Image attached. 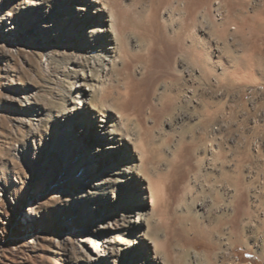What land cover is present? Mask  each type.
Returning a JSON list of instances; mask_svg holds the SVG:
<instances>
[{
	"label": "rangeland",
	"instance_id": "374dc122",
	"mask_svg": "<svg viewBox=\"0 0 264 264\" xmlns=\"http://www.w3.org/2000/svg\"><path fill=\"white\" fill-rule=\"evenodd\" d=\"M137 9L126 28L127 51L110 62L84 50L91 44L73 26L76 8L60 0H0V264L121 263L97 249L105 240L98 226L118 195L117 175L99 172L98 164L84 158L86 144L75 145L62 132L64 112L78 106L76 78L83 73L104 86L82 102L109 106L119 90L125 101L114 112L130 139L137 131L121 116L123 107L150 132L155 153L179 154L158 213L140 209L145 231L163 241L156 225L170 224L166 202L182 194L194 212L203 214L199 203L207 202L208 213L221 218L223 235L241 230L233 249L215 237L222 245L215 264H223L225 251L231 254L225 264H264V184L248 179L246 168L252 161L251 114L241 95H227L234 88L231 74L239 81L235 87L264 81V0H142ZM224 70L229 75L222 78ZM210 117L216 122L205 130ZM197 156L203 168H194ZM152 167H146L148 177L165 187ZM126 201L127 209L132 198ZM180 247L171 248L175 263L204 255L201 246L177 257Z\"/></svg>",
	"mask_w": 264,
	"mask_h": 264
},
{
	"label": "bare ground",
	"instance_id": "6f19581e",
	"mask_svg": "<svg viewBox=\"0 0 264 264\" xmlns=\"http://www.w3.org/2000/svg\"><path fill=\"white\" fill-rule=\"evenodd\" d=\"M141 1L132 0V3L128 4L123 0H60V5L76 8L73 26L83 34L81 35L84 43L91 44L89 47L84 46V50L90 52V54L98 51L99 55L96 58L100 57L101 60L107 58L108 61L112 62L117 54L121 56L127 51L126 28L132 20L131 17L138 13L137 7ZM122 19L125 25L120 23ZM108 24H111L110 27H107ZM148 52H150L149 49ZM82 71L85 72V68ZM44 73H46V70ZM76 79L79 103L76 108L64 112L65 124L62 126V132L63 134H70L75 139V142H73L75 145L86 144L87 149L84 158L92 160L96 165L98 164L99 172L104 175L110 173L117 175L113 181L116 185L115 188L118 190V195L113 197V203L111 200L108 201L107 209L110 212L107 216L103 214V222L98 226L105 234L104 242L98 243L97 246V249L102 248L105 251L102 257H117L121 259L120 264H215L213 258L216 257L217 250L222 246L215 237H222L225 242L224 245L233 249L236 246V240L233 236L241 231L240 228H231L229 232L223 235L222 225L219 223L221 218L218 216L216 218L212 217L208 213V210H206V208L208 209L207 202L199 203L203 209V214L199 211L194 212L191 209L192 207L188 206V201L185 202V195L182 194L177 200L172 202L168 199L166 202L169 208L170 224L167 225L162 222L156 225V228L163 232V241L152 238L151 229V231L149 229L145 231L146 225L143 221L146 215L141 214L140 209L144 211L146 208H151L153 214L158 213L157 207L162 201L161 194L163 191H169L172 185V177L176 168L180 165V161H178L179 154L170 152L165 155L161 149H158L159 152L155 153L156 142L150 137V132L146 134L140 128L139 120L134 119L133 115L135 113H128L123 107L122 112H120L121 116L123 115L128 123L135 125L137 131H135L136 137L131 135L136 139H130V135L122 128L121 121H119L120 116H117L114 112L122 104V101H125L123 93H119L118 90L117 95L115 94L116 96L113 97L114 103L109 106L105 104L86 105V101L82 102V99L87 100L88 98L91 101L97 86H104V80L93 78L91 75L88 78L84 73ZM106 93L105 98L109 99L111 92ZM57 118H61V115H57ZM159 122L160 119L157 120L158 124ZM215 122V118L210 117L205 130ZM97 142L108 146L103 149L95 147ZM160 143L165 147L168 145L164 138L160 140ZM212 146V144H209V147ZM137 159L141 160L142 165L135 162ZM200 159L202 160V158ZM125 160L129 161L126 165L123 164ZM199 163L198 158V161L193 165L194 168L202 167L199 166ZM161 164L164 165L165 169L161 168ZM148 165L153 166V171L157 173L156 177H159L160 181L165 183V187L156 184L148 177V168L146 169ZM87 168H84V176L90 174V170ZM211 174V171L207 172V176ZM224 182L227 183L226 179ZM102 183L104 184V182ZM102 183L96 185L100 186ZM106 183L109 184L110 182L107 181ZM180 190L185 191L184 186ZM149 192L150 196L148 195ZM129 196L132 198V206L126 209V198L128 199ZM210 203L213 202L210 201ZM179 206H182V208L179 209ZM136 208L138 210L133 211ZM120 210H122L121 213H119ZM134 216H137V220H134ZM181 231L183 236L179 235ZM121 235L122 238H131V241L128 244L124 243V239L119 238ZM175 243L178 246L181 245L177 249V257L180 254L186 256L190 248L201 246L204 255L194 253L192 260L188 259L185 263L180 261L175 263L173 250L171 249ZM220 254L223 264L231 258L228 251L220 252Z\"/></svg>",
	"mask_w": 264,
	"mask_h": 264
},
{
	"label": "built area",
	"instance_id": "2783aa9c",
	"mask_svg": "<svg viewBox=\"0 0 264 264\" xmlns=\"http://www.w3.org/2000/svg\"><path fill=\"white\" fill-rule=\"evenodd\" d=\"M217 17L222 19V13H218ZM242 101L247 104L248 113L251 114L247 130L253 162L251 161L246 166L249 174L248 179L256 181L257 186H260V184H264V173L258 175L259 171H264V86L246 89Z\"/></svg>",
	"mask_w": 264,
	"mask_h": 264
},
{
	"label": "crops",
	"instance_id": "0c3cea01",
	"mask_svg": "<svg viewBox=\"0 0 264 264\" xmlns=\"http://www.w3.org/2000/svg\"><path fill=\"white\" fill-rule=\"evenodd\" d=\"M225 74L226 75H229V73L226 71V70H224V71H222V78L225 76ZM231 74V73H230ZM233 77H232V79H233V82H232V86L234 87V88H232V90H233V92H229V94H227L228 95V97H229V99H230V97L231 96H233V95H235V97L237 96V95H241V97L240 98H238V100H240V99H243V95L245 96V90L246 89H249V88H251V87H257V86H261V85H264V81H261L259 84H253V85H257V86H246V87H235V85L237 84V83H239V81L237 80V78H236V76L235 75H233V74H231ZM239 91H243V93H238ZM235 92H236V94H235Z\"/></svg>",
	"mask_w": 264,
	"mask_h": 264
}]
</instances>
